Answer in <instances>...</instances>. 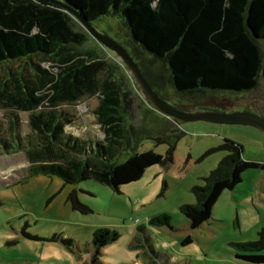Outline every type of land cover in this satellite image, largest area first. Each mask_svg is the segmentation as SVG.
Returning a JSON list of instances; mask_svg holds the SVG:
<instances>
[{"label":"trees","instance_id":"trees-1","mask_svg":"<svg viewBox=\"0 0 264 264\" xmlns=\"http://www.w3.org/2000/svg\"><path fill=\"white\" fill-rule=\"evenodd\" d=\"M60 2L90 22L117 15L128 34L124 44L129 49L123 47L165 100L161 65L171 88L192 94V98L205 92L249 91L258 85L260 76L264 82L260 45L264 39V0ZM73 19L78 20L51 0H0V63L25 59L26 65L21 71L9 66L0 73V110L4 116L0 119V155L23 152L30 172L56 174L66 182L90 178L117 190L138 180L147 167L171 163L182 131L171 124L177 120L171 122L163 115L150 127L128 124L123 84L108 60L94 49L82 48L87 35L73 28ZM46 61L47 66H42ZM92 99L97 101L91 114L102 138L68 132L66 127L76 122L72 108ZM173 105L190 111L185 104ZM21 113L27 114L26 132L22 131ZM143 135L165 143L166 153L132 151L124 161L115 162ZM220 148L227 153L203 177L202 185L191 188L195 202L180 206L191 229L210 218L220 194L233 189L245 170L264 168L263 163L245 159L242 145L232 139L225 138ZM149 222L169 225V215ZM117 237L115 230L95 229L92 261L98 262L100 247ZM235 245L237 258L264 263V228L258 231L257 239Z\"/></svg>","mask_w":264,"mask_h":264},{"label":"rangeland","instance_id":"rangeland-1","mask_svg":"<svg viewBox=\"0 0 264 264\" xmlns=\"http://www.w3.org/2000/svg\"><path fill=\"white\" fill-rule=\"evenodd\" d=\"M91 24L129 49L124 44L128 40L126 27L117 15L101 16ZM72 26L87 35L82 48L94 49L113 65L126 92L128 124L150 127L153 120H162L121 59L78 20L73 19ZM260 45L264 51V39ZM24 60L0 63V73L9 66L21 71L26 66ZM159 70L162 93L170 104H185L190 111L248 110L264 116L261 76L249 91L205 92L192 98V94L175 92L164 66ZM96 101L80 102L72 108L76 122L66 127L68 132L102 138L91 114ZM2 113L0 110V119L4 118ZM26 116L21 113L23 132L27 131ZM169 119L172 122L173 118ZM171 124L182 131L173 161L147 167L138 180L117 190L90 178L66 182L56 174L30 172L23 152L0 155V264H257L237 258L235 243L257 239L258 231L264 228V169L246 198L236 201L224 192L210 218L197 228L189 227L180 206L195 202L191 188L202 185L203 177L227 153L220 148L225 138L242 145L245 159L264 164V132L249 125L201 120ZM132 148H126L115 162L124 161L132 151L152 149L164 155L167 145L143 135ZM163 214L169 215V225L149 222ZM100 227L115 230L118 237L100 247L98 262H94L91 241L94 230ZM86 252H90L89 257Z\"/></svg>","mask_w":264,"mask_h":264},{"label":"water","instance_id":"water-1","mask_svg":"<svg viewBox=\"0 0 264 264\" xmlns=\"http://www.w3.org/2000/svg\"><path fill=\"white\" fill-rule=\"evenodd\" d=\"M55 3L72 13L92 37L107 49L113 51L121 59L127 70L132 74L134 80L139 85L149 105L159 114L168 118L176 119L180 123L201 120L213 123L249 125L264 132V116L248 110H233L227 112L217 110L187 111L168 103L151 87L137 63L120 43L110 38L107 34L99 32L89 20L81 16L64 2L57 1Z\"/></svg>","mask_w":264,"mask_h":264},{"label":"crops","instance_id":"crops-1","mask_svg":"<svg viewBox=\"0 0 264 264\" xmlns=\"http://www.w3.org/2000/svg\"><path fill=\"white\" fill-rule=\"evenodd\" d=\"M258 169H261V170H259V171L258 170L257 171L249 170V169L245 170L242 173V180L237 185H235V187L233 189L224 190L220 194V196L224 192H229V195H231L236 201L243 200L244 198H246L248 196V194L252 191L253 185L258 182V180L260 178V175H263V172H261V171H263L264 168H258ZM215 203H214L213 208H212V213H213V210H214ZM86 255H87V257H89L90 256V252H86Z\"/></svg>","mask_w":264,"mask_h":264}]
</instances>
